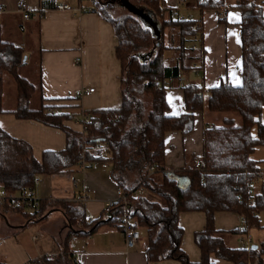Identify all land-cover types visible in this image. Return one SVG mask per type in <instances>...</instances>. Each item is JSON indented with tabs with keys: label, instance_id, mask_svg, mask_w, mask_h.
Here are the masks:
<instances>
[{
	"label": "trees",
	"instance_id": "16d2710c",
	"mask_svg": "<svg viewBox=\"0 0 264 264\" xmlns=\"http://www.w3.org/2000/svg\"><path fill=\"white\" fill-rule=\"evenodd\" d=\"M130 1L155 12L161 26L160 35L153 33L149 20L148 23L130 11L114 16L111 11L122 9L120 6L112 0H96L102 15L113 23L118 37L123 103L120 109L95 111L85 135L64 123L73 118L72 113L48 110L58 105H47L43 99L40 108L30 106L35 86L18 72L24 61V49L5 41L0 27V112L3 111L4 75L9 72L18 85L16 116L61 128L67 137L65 149L45 150L38 159L28 141L12 136L0 126V186L8 193L5 201L14 203L22 190L34 189L39 175L72 170L83 159L108 160L114 181L131 202L136 216L135 226L145 231L149 260L176 258L182 264H218L212 260L215 256L234 264H264V242L249 248L229 246L214 224L216 212L232 211L245 219L247 229L264 225L259 221L262 219L260 214L264 212V186L257 193L252 190L253 183L261 175L259 161L252 154L258 145L264 144V122L261 120L264 108V0H237L233 5L242 11V84L223 81L211 87L207 97L204 96L203 85H183L186 110L179 114L169 112L167 81L180 76L183 69L193 68L183 61L187 52L185 44L189 37L202 32V24L197 19L174 16L172 8L163 0ZM226 4L225 0H195V6L203 11H220ZM220 19L224 20L221 16ZM172 32L179 37L177 45L165 42L166 33L174 37ZM169 48L179 51L178 62L174 65L167 63L165 52ZM198 53L197 58L202 59L203 51ZM141 93H148L151 101L145 104ZM206 108L212 112L236 113L242 123L235 124L234 117L225 116L222 125L206 126L200 159L203 165L188 166L184 173L190 183L180 186L179 175H170L166 171V134L170 131L191 132L195 113ZM115 112L121 113L119 119H107L109 113ZM254 126H257L256 136L252 134ZM86 144H104L108 155L93 154L84 149ZM140 188L155 198L150 199L139 191ZM48 205L47 201L40 200L28 216L31 220H41L48 212ZM52 205L64 207L74 230L72 233L84 235L104 223L119 227L118 215L122 211L123 200H116L104 210L109 211V217L100 215L91 221L81 204L77 206L60 201L52 202ZM24 206L27 205L18 208L22 210ZM187 211L206 214L205 228L195 235L202 252L200 262H192L181 247L184 229L180 226L179 217ZM79 222L82 225L79 226ZM231 232L239 233L240 230ZM51 261L52 258L45 255L38 264ZM0 264L5 263L0 259Z\"/></svg>",
	"mask_w": 264,
	"mask_h": 264
},
{
	"label": "crops",
	"instance_id": "0c3cea01",
	"mask_svg": "<svg viewBox=\"0 0 264 264\" xmlns=\"http://www.w3.org/2000/svg\"><path fill=\"white\" fill-rule=\"evenodd\" d=\"M18 1L0 0V27L5 41L24 49L26 59L18 72L35 86L30 106L40 108L43 99L47 105H58L53 108L74 115L64 123L77 131L82 129L83 111L94 114L101 109H120L123 95L122 65L117 56L119 41L113 23L102 15L99 3L96 0H26L31 15L26 19ZM59 3H68L70 7L57 8ZM163 3L172 8L174 16L197 19L202 24V43L194 44L198 48H193L203 51L202 59L197 58L200 53L193 54L192 59L195 58L194 64L200 65L196 72H202L200 85L205 91L223 81L242 84L241 9L224 5L227 12L221 20L218 10L203 11L195 6V0H163ZM176 78L178 80L170 78L167 81L166 95L172 114L186 110L183 85L190 83L181 74ZM192 79L195 81L194 75ZM82 87H95V91L76 96L77 89ZM18 96L17 82L11 73L6 72L0 126L12 136L28 141L38 159L45 150L65 149L67 137L63 129L16 116ZM206 115L205 109L195 113L194 128L189 133L167 132L168 174L186 176L184 170L200 161L206 126L219 125L206 121ZM106 163L111 165L108 160H89L72 170L39 175L34 194L39 201L49 203L48 212L41 220H31L28 216L34 207L27 205L21 210L0 197V259L5 264H38L39 259L47 255L51 258L62 256L73 264H182L176 258L149 260L147 238L143 237L137 246L129 248L119 227L113 223H104L90 234L72 233L74 230L64 207L52 205V202L81 204L87 217L91 214L94 218L100 215L109 217V211H104L106 202L118 200L123 193L112 177L111 168L104 165ZM2 189L0 186V191ZM144 190L140 188V191ZM81 193L88 196L84 203L76 200ZM260 222L263 223V219ZM179 223L184 229L182 249L192 262H200L202 252L195 235L206 226L205 212H182ZM214 224L229 246L242 247L241 239L249 237L252 243L249 233L255 229L259 234H255L257 239L252 245L264 242V227L247 229L245 219L235 212H216ZM234 229L240 232H231ZM243 229L247 230L241 232ZM27 231L35 234L31 238L33 243L26 237ZM233 241L240 245H232ZM212 260L218 264H234L215 256Z\"/></svg>",
	"mask_w": 264,
	"mask_h": 264
},
{
	"label": "built area",
	"instance_id": "2783aa9c",
	"mask_svg": "<svg viewBox=\"0 0 264 264\" xmlns=\"http://www.w3.org/2000/svg\"><path fill=\"white\" fill-rule=\"evenodd\" d=\"M18 7L24 12V18L28 19L31 17L30 15V9L29 5L26 0H19L18 1ZM70 5L68 3H59L57 5V8L60 9H67L69 8ZM220 16L223 17L225 16L227 12V7L223 6L221 10L219 11ZM193 48H197V46L193 45ZM77 61H80L79 58H77ZM200 68L199 65L194 64L193 66V71H198ZM95 91V87H82L80 89H77L76 91V96L82 97L85 95H89ZM48 110L50 112H57V109L53 107H49ZM93 114L90 113L89 111H83L80 123L82 124V133L85 135V132L87 131V125L93 118ZM121 117L120 112H115V113H109L107 116V119L109 120H114V119H119ZM85 150L91 151L93 154H100L103 153L105 156L108 155V150L106 148V145L104 144H97V145H85ZM88 160L83 159L81 162L82 164L87 163ZM203 162L202 161H197L196 166L197 167H202ZM8 196V193L6 192L5 189H2L0 191V197L6 199ZM88 199V196L85 193H81L77 196L76 200L80 201L82 203L86 202ZM119 199L123 200V207L122 211L119 213L118 218H119V231L121 236L124 238L126 245L129 248H133L138 245L140 241L143 239V231L141 229H138L135 226V221H136V216L133 215V210L131 206V202L129 198L126 195H122ZM16 201L13 203L15 207H21L22 205L26 204L29 206H32L36 208L39 204V199L38 197L35 196L33 189H24L22 192L19 194V196L15 199ZM115 203V200L107 201L106 206L110 207ZM89 220L94 219V215H89ZM259 221H262V219H259ZM241 244L243 247H250L252 245L251 239L250 238H242L241 239Z\"/></svg>",
	"mask_w": 264,
	"mask_h": 264
},
{
	"label": "rangeland",
	"instance_id": "374dc122",
	"mask_svg": "<svg viewBox=\"0 0 264 264\" xmlns=\"http://www.w3.org/2000/svg\"><path fill=\"white\" fill-rule=\"evenodd\" d=\"M226 3L232 8L233 5H235L236 1L237 0H225ZM134 3V2H133ZM122 9L120 8H115L114 10H112L111 12L114 14V16H121L123 14H128V10L125 8V7H122L120 6ZM124 8V9H123ZM179 17H181V15H179ZM188 18V17H187ZM174 33V37L171 35L170 37L166 35V38L165 39V42H169V43H172L174 45H177L178 42H179V37L177 35L176 32H172ZM202 34H203V31L200 32L199 34L195 35V36H191L189 37L187 40H186V56L185 58L183 59V61L185 62V65H193L194 64V59H192V55L195 54V53H198L199 51L198 50H194L193 49V45L194 44H198L200 45L202 43ZM197 46V45H195ZM198 48V46H197ZM151 49V48H150ZM149 49V50H150ZM147 50V51H149ZM146 51V50H144ZM165 56L167 58V63L169 65H174L178 62V59H179V51L178 49L176 48H169L166 50L165 52ZM197 65H199L197 63ZM200 66V65H199ZM193 67V66H192ZM194 75L195 77V81L194 79H192V76ZM181 76L183 77V79L185 80H189V82H196L198 84H202V72H195V71H192V68H187V69H183L182 70V73H181ZM170 80L174 81V80H178V78H175V77H172ZM205 96L207 97L208 94H209V91H205ZM141 97L143 98L144 100V103L147 104L149 103V101H151V96L148 94V93H141ZM207 112H208V115L205 116L206 118V121L208 122H211V123H218L219 125H222L224 122L223 121V118L225 116H230V117H234L236 119V123L235 124H241L242 123V120H241V117L236 114V113H233V112H212V111H209L207 108L205 109ZM262 122H264V108H263V111H262ZM252 134L253 136H256L257 135V126H254L253 129H252ZM252 157L256 160L259 161V167L261 169V175L258 177V179H256V181L253 183V192L257 193V192H260V190L262 189V187L264 186V144H260L258 145L253 154H252ZM105 166L107 165L109 168H111V165L109 163H106L104 164ZM135 179L136 175L133 176ZM133 181V180H132ZM140 191V190H139ZM138 191V192H139ZM146 196H148L150 199H153L155 198L154 195L146 190L142 191ZM137 193V192H136ZM261 218L263 219V222H264V212L260 214ZM264 224V223H263ZM264 225L262 226H256V227H252L253 228H263ZM144 233L143 237H146L145 235V231L143 229H141ZM27 235L26 237L30 238V243L32 242L31 241V238L33 237V235H35L33 232H30V231H27L26 232ZM254 233V235L252 234ZM251 236H252V244H255L256 242V235L255 234H259V231H257V229L253 230V232L251 231V233H249ZM38 237H40L39 234H37ZM255 236V237H254ZM250 238V237H249ZM40 242V241H39ZM33 243V242H32ZM231 244V243H230ZM232 245H240L239 242H232ZM49 264H73L70 260L62 257V256H56V257H53L52 258V261L49 263Z\"/></svg>",
	"mask_w": 264,
	"mask_h": 264
},
{
	"label": "water",
	"instance_id": "95a60500",
	"mask_svg": "<svg viewBox=\"0 0 264 264\" xmlns=\"http://www.w3.org/2000/svg\"><path fill=\"white\" fill-rule=\"evenodd\" d=\"M112 2H115L118 6L125 7L128 11L141 17V19L146 22H148L147 20H149V22L152 24L153 33H155L156 36L159 37L161 26L153 10L143 5H136L130 0H112ZM24 59H26V57H24ZM177 179L180 186L188 185L190 183L189 178L184 175H179ZM253 246L257 247V245Z\"/></svg>",
	"mask_w": 264,
	"mask_h": 264
}]
</instances>
